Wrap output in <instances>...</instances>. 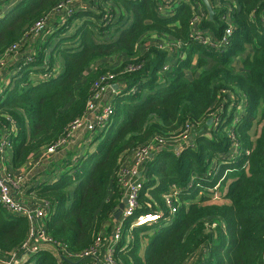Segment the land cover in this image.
<instances>
[{
    "label": "trees",
    "instance_id": "1",
    "mask_svg": "<svg viewBox=\"0 0 264 264\" xmlns=\"http://www.w3.org/2000/svg\"><path fill=\"white\" fill-rule=\"evenodd\" d=\"M77 1L21 0L0 22V56L34 39L38 34L31 28L38 21L55 22L63 14L60 5L77 7ZM163 2L93 0L78 6L36 40L32 61L7 67L0 128L10 127V119L17 127L12 169L38 159L57 141L84 114L94 83L112 73L120 93L112 100L108 126L96 130L87 147L69 149L54 166H42L30 190L51 204L45 218L51 240L72 252L91 248L123 200L118 173L134 151L158 139L169 145L191 129L177 152L165 147L147 161L138 197V213H166L165 195H172L177 213L135 229L126 248L124 237L117 259L187 264L205 250L202 264H264V0H220L219 6L212 3V19L202 0L172 1L166 17L158 11ZM199 4L206 14L199 29L211 37L208 43L191 35ZM229 6L233 31L229 44L218 48L228 26L221 15ZM173 44H179L178 55L171 52ZM248 46L252 52L237 68L235 59ZM166 63L170 69L162 73ZM131 64L140 68L127 71ZM210 120L209 132L198 133ZM217 165L218 173L210 175ZM217 184L221 201L212 198ZM214 219L223 225H206ZM28 233V220L0 205V255L19 250ZM20 259L19 264H58L56 254L43 249Z\"/></svg>",
    "mask_w": 264,
    "mask_h": 264
},
{
    "label": "built area",
    "instance_id": "2",
    "mask_svg": "<svg viewBox=\"0 0 264 264\" xmlns=\"http://www.w3.org/2000/svg\"><path fill=\"white\" fill-rule=\"evenodd\" d=\"M85 1L86 0L77 1V7H86ZM163 1V3L159 4L158 11L166 17L172 15V7L170 5L171 2L173 1L176 3L181 0ZM75 6L76 5H74L73 2L60 5L58 7V11L63 13L60 17H65L66 14H70L77 8ZM234 6H236V4ZM193 9L194 16L191 21L193 28L191 35L196 40H200V42L208 43L211 37H205L206 34L199 29V24L206 17L205 11L201 10L199 6L193 7ZM232 11L233 7L229 6L227 11L221 15V19L226 21L228 26L225 29L223 37L216 42L218 48H223L226 44H229L233 31L232 24L230 23V13ZM106 15L104 17L105 19L107 18ZM47 23V19L38 21L32 26V32L39 34L45 28ZM179 44L177 46H179ZM165 46L168 45H159V47L163 49ZM20 48V44L13 45L7 53L11 54V52L17 51ZM24 61L27 63L32 61V56L26 55ZM139 68L140 66L131 64L126 70L134 71ZM169 69L170 67L166 63L162 67L161 72L166 73ZM113 79L114 75L112 73H106L94 83L93 94L88 102L84 114L75 120L57 141L44 148L41 152V156L39 157L38 164L40 162L42 163V160L48 159V157L59 155L66 149L87 147L92 140L91 135H93L96 130H104V128L108 126L113 113L112 100L120 93L119 85L116 89L114 88L115 83H113ZM6 82L7 83L4 82L3 85L0 83V93L3 91L5 85L10 82V78L7 79ZM108 90L113 93L111 99H109L100 111L94 114L93 117H89V113L95 109L96 104L101 101V96ZM10 120L12 123L10 127L2 126L0 128V205L9 213L25 217L29 222V233L26 241L19 250L11 252L7 257L4 255L0 257V264H19L21 261V254L37 253L40 249H42V243L51 245L56 249L54 254H56L58 258V264H122L117 259L115 250L124 237L126 238L127 243L123 248H126L128 246V238L135 229L141 227H151L158 225L163 221H170V219L177 213L178 207L174 205L172 195L164 196L165 206L167 208L166 213L163 210H159L156 213L137 212V209L140 207L138 197L143 189V172L145 165L155 152L160 151L167 146L166 140L158 139L151 144L137 148L131 157L130 164L123 167L119 171V183L121 184V188L123 190V199L126 198L127 203L121 216L112 227V230L107 233L105 232L104 227L97 235L94 245L87 250L72 252L67 245L54 243L49 237L45 221L46 215L51 206L50 202L43 199L27 202L16 196L17 191L21 189L23 184H28L29 186L34 185V180L36 175H38L39 170H36L34 167L28 168L27 166L26 170L23 172L14 173L7 168L6 159L9 151L11 150L12 138L16 135L17 128L15 122L12 119ZM78 129H83L85 133L81 136L79 142L76 141L75 143L73 140L75 138V131ZM190 135L191 129H187L182 140L185 141ZM237 145L238 144H235V146ZM142 166H144V168H142ZM218 167L219 165H217L215 171L210 173V175L213 173L216 175L218 173ZM39 168L40 170L42 169L40 164ZM222 179H224L223 176L219 179V181ZM218 188L219 184L214 187V190L216 191ZM212 198L214 201H221V196L217 192L214 193Z\"/></svg>",
    "mask_w": 264,
    "mask_h": 264
},
{
    "label": "crops",
    "instance_id": "3",
    "mask_svg": "<svg viewBox=\"0 0 264 264\" xmlns=\"http://www.w3.org/2000/svg\"><path fill=\"white\" fill-rule=\"evenodd\" d=\"M19 1L18 3H15L12 2L10 4H7L5 3L4 5H2L0 3V22L8 19V17L15 11V9L17 8V6L19 5V3L21 2V0H17ZM211 1V4L214 3L215 5H218L219 4V0H210ZM1 2V1H0ZM200 7L201 10H204V7L203 5L199 4L198 5ZM6 15V18H3V16ZM27 41V40H26ZM252 52V47L251 46H248V51L245 53V55H243L242 57H238L235 59V65H237V68L239 67V63H240V60L244 57H246L249 53ZM0 65H1V68H0V83H7V79H9V76L8 73L6 75V71H7V67L10 65H12V62H11V56H10V53H5L4 55L0 56ZM6 66V67H5ZM60 67V66H59ZM59 71V70H58ZM35 77H39V75H35ZM242 111V105L240 104L238 107H237V112H241ZM208 126L206 127H201L197 132L202 134V133H208L209 132V127H210V124L208 123L207 124ZM174 142V141H173ZM170 143L169 145H167L168 147H170V145L172 144H181L183 145L184 144V140H177L175 143ZM77 145V144H76ZM75 145V146H76ZM166 146V147H167ZM69 149H66L64 150L62 153H60L59 155L57 156H52V157H48V159H44L42 160V163L40 162V166L42 168L43 167H48L50 165L54 166V162L58 159V158H64L65 156V152L68 151ZM41 156V153L39 155V157ZM39 157L38 159H36V156H33L30 160V162H28V164L23 167V168H20V169H17V170H13L12 169V163L10 162V160L12 159V156H11V153L9 151L8 153V156H7V159H6V166L7 168L10 170V171H13L14 173H21L23 172L24 170H26V167L28 166V168H31V167H34L36 170H40L39 168V164H38V161H39ZM33 186H29L28 184H23L21 186V189L19 191H17V194L16 196L18 198H20L21 200L23 201H27V202H33L35 200H37L34 196V192H30L31 188ZM221 192V190H220ZM117 222V218H115V216L113 218H111V220H109V222L105 225V232H109L110 230H112V227L114 226V224ZM41 248L43 250H47V251H50L52 253H54L56 251V249L51 246V245H48L46 243H42L41 244ZM3 255H0V257H2ZM206 256V251L204 250L203 252L201 253H198L197 255L193 256L187 264H202V261L204 260Z\"/></svg>",
    "mask_w": 264,
    "mask_h": 264
},
{
    "label": "rangeland",
    "instance_id": "4",
    "mask_svg": "<svg viewBox=\"0 0 264 264\" xmlns=\"http://www.w3.org/2000/svg\"><path fill=\"white\" fill-rule=\"evenodd\" d=\"M1 4L4 5L5 3L10 4L12 2L18 3L19 1L17 0H0ZM93 2V0H86L85 1V6H88L89 4H91ZM3 18H6V15L3 16ZM64 16H59L58 18L55 17L53 19H56V21L54 22V20L48 24H46L45 28L34 38L28 41H25L23 43V45L21 46L20 49H18L17 51H13L11 52L10 56H11V62H12V66H16L18 63L22 62L26 55L31 56V53L35 52V46L37 45L36 40L39 39L41 37V35H45V33L47 32V30L54 28L55 26L59 25L60 23H64L65 20H63ZM6 21V20H4ZM3 22V21H2ZM46 31V32H45ZM47 34V33H46ZM47 36V35H46ZM171 52H173L174 54L177 53V55L179 54L178 52V46L177 45H173L172 47H170ZM31 52V53H29ZM245 55V54H244ZM6 67V66H5ZM1 68V65H0ZM125 87H123L124 89ZM112 92L110 90H108L105 94H103L101 96V101L99 103L96 104L95 109L89 113V117H93L94 114H96L97 112L100 111V109L103 107V105L112 97ZM85 133V131L83 129H78L75 131V138L73 140V142L76 143V141L79 142V139L81 138V136H83ZM192 133V132H191ZM175 143L177 140H173ZM77 142V143H78ZM188 142V139L185 140L184 145ZM184 145L181 144H172L170 145V147H166L168 149H172L173 151L177 152L179 149H181ZM142 168H144V166H142ZM216 192L221 196V192L220 189L218 188L216 190ZM215 224V225H214ZM206 225H210L212 228H215L218 225H223V222L220 219H214L213 221L208 220ZM214 225V226H213Z\"/></svg>",
    "mask_w": 264,
    "mask_h": 264
},
{
    "label": "water",
    "instance_id": "5",
    "mask_svg": "<svg viewBox=\"0 0 264 264\" xmlns=\"http://www.w3.org/2000/svg\"><path fill=\"white\" fill-rule=\"evenodd\" d=\"M202 2H203V4H204V6L206 7V10H207V12H208V16H209V18L212 19L213 16L215 15V10L213 9V6H212V4H211V1H210V0H202ZM117 87H118V84L115 83V84H114V88L116 89ZM208 123L211 124L212 121L210 120ZM126 203H127V199L125 198V199H123V201L120 203V205H119V209L117 210V212H116L115 215H114L115 218L118 219V218L121 216L122 211H123V209H124L125 206H126Z\"/></svg>",
    "mask_w": 264,
    "mask_h": 264
}]
</instances>
